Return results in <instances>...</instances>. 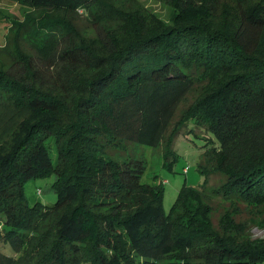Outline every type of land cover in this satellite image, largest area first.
Returning a JSON list of instances; mask_svg holds the SVG:
<instances>
[{"label": "trees", "instance_id": "16d2710c", "mask_svg": "<svg viewBox=\"0 0 264 264\" xmlns=\"http://www.w3.org/2000/svg\"><path fill=\"white\" fill-rule=\"evenodd\" d=\"M8 1L29 11L0 46V240L22 257L0 264H261L264 0H156L167 21L137 0ZM189 122L212 135L204 183L164 213L165 182L126 149L161 147L171 170ZM52 175L56 203L30 205L25 184Z\"/></svg>", "mask_w": 264, "mask_h": 264}, {"label": "rangeland", "instance_id": "374dc122", "mask_svg": "<svg viewBox=\"0 0 264 264\" xmlns=\"http://www.w3.org/2000/svg\"><path fill=\"white\" fill-rule=\"evenodd\" d=\"M140 5L148 9L160 19L168 20L171 8L156 0H137ZM29 10L20 8L17 4L8 0H0V46L4 44V37L8 28L9 21L16 17L23 19L25 13ZM189 133L179 134L173 144V148L178 155V161L172 166L171 170L163 167L162 148L152 149L146 146H127L126 151L137 158L146 161L145 171L142 175L141 182L151 184L153 175L158 177L159 181L165 182L163 185L162 206L164 213H168L173 205L178 192L183 186L200 189L204 183V177L198 173L197 165L201 160L206 139L212 138L211 134H206L201 129H196L192 123H188L185 127ZM183 128V129H185ZM184 131V130H183ZM206 138V139H205ZM53 159L55 154L53 153ZM187 168L186 172L183 170ZM54 175L46 178L31 179L25 184V195L30 205L40 202L45 206H53L57 201L56 194L51 190L54 182ZM223 181L220 175H211L204 189L207 203L213 208L212 221L214 225L218 224V220L225 210L230 209L227 201L221 197H216L211 190L218 187ZM236 221L241 222L254 215L255 210L246 205H238ZM252 237L264 236V230L257 227L251 229ZM0 254L11 256L15 259H21L22 253H15L9 244L0 240ZM29 257V256H28ZM27 257V258H28ZM26 258V259H27ZM264 264V260L262 262Z\"/></svg>", "mask_w": 264, "mask_h": 264}, {"label": "built area", "instance_id": "2783aa9c", "mask_svg": "<svg viewBox=\"0 0 264 264\" xmlns=\"http://www.w3.org/2000/svg\"><path fill=\"white\" fill-rule=\"evenodd\" d=\"M187 171V168H185L184 170H183V172H186ZM262 264V263H261Z\"/></svg>", "mask_w": 264, "mask_h": 264}]
</instances>
